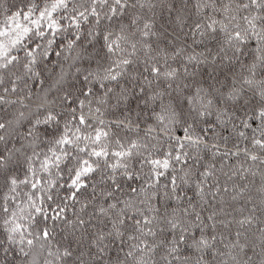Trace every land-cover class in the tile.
<instances>
[{"label": "snow or ice", "instance_id": "1", "mask_svg": "<svg viewBox=\"0 0 264 264\" xmlns=\"http://www.w3.org/2000/svg\"><path fill=\"white\" fill-rule=\"evenodd\" d=\"M0 264H264V0H0Z\"/></svg>", "mask_w": 264, "mask_h": 264}]
</instances>
